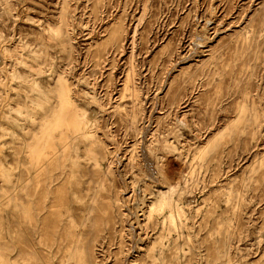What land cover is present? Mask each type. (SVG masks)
Here are the masks:
<instances>
[{
    "label": "rangeland",
    "instance_id": "374dc122",
    "mask_svg": "<svg viewBox=\"0 0 264 264\" xmlns=\"http://www.w3.org/2000/svg\"><path fill=\"white\" fill-rule=\"evenodd\" d=\"M0 264H264V0H0Z\"/></svg>",
    "mask_w": 264,
    "mask_h": 264
},
{
    "label": "bare ground",
    "instance_id": "6f19581e",
    "mask_svg": "<svg viewBox=\"0 0 264 264\" xmlns=\"http://www.w3.org/2000/svg\"><path fill=\"white\" fill-rule=\"evenodd\" d=\"M152 171V170H151ZM147 172V171H146ZM144 206V205H143ZM131 212V211H130ZM139 216V215H138ZM138 218V217H137ZM132 229V228H131ZM140 238V237H139ZM135 247V246H134Z\"/></svg>",
    "mask_w": 264,
    "mask_h": 264
}]
</instances>
